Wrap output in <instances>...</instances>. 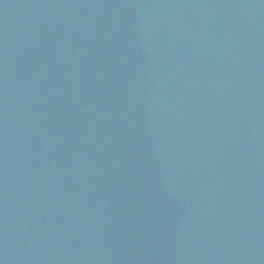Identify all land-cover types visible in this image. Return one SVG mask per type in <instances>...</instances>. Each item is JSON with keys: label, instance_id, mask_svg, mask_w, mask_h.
Returning <instances> with one entry per match:
<instances>
[{"label": "water", "instance_id": "water-1", "mask_svg": "<svg viewBox=\"0 0 264 264\" xmlns=\"http://www.w3.org/2000/svg\"><path fill=\"white\" fill-rule=\"evenodd\" d=\"M0 264H264V0H0Z\"/></svg>", "mask_w": 264, "mask_h": 264}]
</instances>
